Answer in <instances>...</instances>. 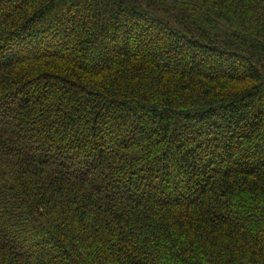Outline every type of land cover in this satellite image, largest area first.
Returning <instances> with one entry per match:
<instances>
[{"label": "trees", "instance_id": "trees-1", "mask_svg": "<svg viewBox=\"0 0 264 264\" xmlns=\"http://www.w3.org/2000/svg\"><path fill=\"white\" fill-rule=\"evenodd\" d=\"M0 264H264V0H0Z\"/></svg>", "mask_w": 264, "mask_h": 264}]
</instances>
